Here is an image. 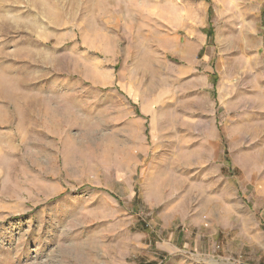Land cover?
<instances>
[{
  "label": "rangeland",
  "instance_id": "rangeland-1",
  "mask_svg": "<svg viewBox=\"0 0 264 264\" xmlns=\"http://www.w3.org/2000/svg\"><path fill=\"white\" fill-rule=\"evenodd\" d=\"M0 264H264V0H0Z\"/></svg>",
  "mask_w": 264,
  "mask_h": 264
}]
</instances>
